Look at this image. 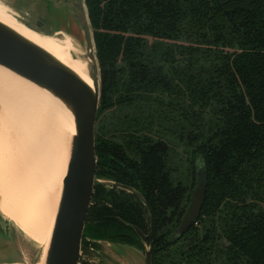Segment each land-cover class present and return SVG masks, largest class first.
<instances>
[{
    "label": "trees",
    "instance_id": "1",
    "mask_svg": "<svg viewBox=\"0 0 264 264\" xmlns=\"http://www.w3.org/2000/svg\"><path fill=\"white\" fill-rule=\"evenodd\" d=\"M86 2L102 79L96 175L134 192L95 186L83 249L144 250L135 226L153 264H264V0ZM171 136L191 154L185 175ZM197 158L205 202L179 238Z\"/></svg>",
    "mask_w": 264,
    "mask_h": 264
},
{
    "label": "water",
    "instance_id": "2",
    "mask_svg": "<svg viewBox=\"0 0 264 264\" xmlns=\"http://www.w3.org/2000/svg\"><path fill=\"white\" fill-rule=\"evenodd\" d=\"M2 3L9 9L12 8V4L4 1ZM40 3L45 11L46 32L39 31L21 20L12 10L15 9L14 7L11 10L19 21L43 36L60 38L68 36L73 39L82 52V54L73 53V57L87 64L92 85L53 54L2 22H0V67L51 94L73 117L75 132L69 134L67 141V171L62 183L57 215L44 264H79L86 220L92 206L95 186L116 185L129 192L134 191L124 185L98 179L96 175L98 167L96 128L101 104L102 79L87 2L86 0H40ZM207 182L205 168L201 167L197 172L192 201L177 230V237L184 236L201 215ZM131 227L142 241L144 250L106 240L89 239V241L111 247L117 252L131 250L132 252L128 253L134 255L142 252L144 258L141 264H153L151 238L138 227ZM15 252V249L8 245L0 229V253L4 255L0 264H27L17 258L18 254L16 257H5L7 253Z\"/></svg>",
    "mask_w": 264,
    "mask_h": 264
},
{
    "label": "bare ground",
    "instance_id": "3",
    "mask_svg": "<svg viewBox=\"0 0 264 264\" xmlns=\"http://www.w3.org/2000/svg\"><path fill=\"white\" fill-rule=\"evenodd\" d=\"M0 22L92 85L87 64L73 57L82 54L73 39L39 34L1 1ZM74 132L72 115L51 94L0 67V215L40 249L34 264H44L67 171V141Z\"/></svg>",
    "mask_w": 264,
    "mask_h": 264
},
{
    "label": "rangeland",
    "instance_id": "4",
    "mask_svg": "<svg viewBox=\"0 0 264 264\" xmlns=\"http://www.w3.org/2000/svg\"><path fill=\"white\" fill-rule=\"evenodd\" d=\"M2 2H7L12 4V9L21 20L34 27L39 31L46 32V20L44 18L45 11L41 7L40 0H1ZM120 108L109 111L106 114V120L108 117L115 115H119ZM173 129L175 128L174 124H171ZM171 139L174 144L175 153L173 155V160H175L176 164L174 165L178 172L176 176L180 174L186 173V170H190L191 168V154H189L188 149L184 144H180L176 138V136H171ZM196 167L199 169L202 166V162L200 159H196ZM174 167V168H175ZM3 193V192H2ZM6 197V196H5ZM7 201V200H6ZM7 210V204L5 205V211ZM10 217L13 220L12 212L9 211ZM0 229L3 233L4 238L8 241V245L15 249V253L9 254L7 253L5 257H16L18 254L19 260L25 262L27 264H34L39 255L40 249L26 239L21 232L16 228L14 224L5 220L0 215ZM3 242V240L1 239ZM92 245H85L82 255L80 257V263L83 264H141V260L144 258V253H135L131 254L128 252H132L131 250H127L128 252L116 251L111 247L99 245L96 243H92ZM142 253V254H141ZM3 253H0V261H3Z\"/></svg>",
    "mask_w": 264,
    "mask_h": 264
},
{
    "label": "flooded vegetation",
    "instance_id": "5",
    "mask_svg": "<svg viewBox=\"0 0 264 264\" xmlns=\"http://www.w3.org/2000/svg\"><path fill=\"white\" fill-rule=\"evenodd\" d=\"M144 218H145V220H146V223H147V224H150V221H151V220H150V218H151L150 214L147 213V212H145V214H144ZM87 242H88V246H89V245H90V246L92 245L91 243H89V239H88Z\"/></svg>",
    "mask_w": 264,
    "mask_h": 264
},
{
    "label": "built area",
    "instance_id": "6",
    "mask_svg": "<svg viewBox=\"0 0 264 264\" xmlns=\"http://www.w3.org/2000/svg\"><path fill=\"white\" fill-rule=\"evenodd\" d=\"M81 255H82V253H81ZM79 264H80V261H79Z\"/></svg>",
    "mask_w": 264,
    "mask_h": 264
}]
</instances>
